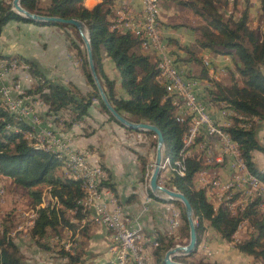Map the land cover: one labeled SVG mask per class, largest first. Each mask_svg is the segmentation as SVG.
Segmentation results:
<instances>
[{"label": "trees", "instance_id": "trees-1", "mask_svg": "<svg viewBox=\"0 0 264 264\" xmlns=\"http://www.w3.org/2000/svg\"><path fill=\"white\" fill-rule=\"evenodd\" d=\"M83 1L49 0L48 6L42 9L38 6V0H21V6L31 12L76 18L84 22L88 30L96 73L112 106L132 121L147 122L161 130L164 137V158L167 157L166 160H169L171 166L169 186L184 193L189 200L193 209L197 242L199 243L201 239L204 221H208L228 241L233 240L239 225L247 221L252 231L247 238L235 243L236 248L264 264V210L259 208V198L256 197L243 208H236L233 212L226 201L215 207L206 197L205 190L194 186L195 174L212 165L205 164L198 154L184 156L182 138L187 130V124L176 120L171 98L167 96L165 86L156 80L158 73L156 56L144 50L141 47V40L129 31L112 27L114 22L111 21L110 14L113 0H100L91 8L86 7ZM171 1L188 8L198 20L192 25H187L195 35L191 44L182 45L175 39H166L161 33L170 56L186 78L206 80L209 83L199 92L207 106L211 108L223 103L235 113L230 116V124L222 128L237 143L240 155L250 172L264 181V172L256 167L252 156L255 150L264 153V145L256 136L257 123L264 120V27L251 24V0H246L241 9H238L237 0ZM259 4L260 16L264 18V0H259ZM158 19L160 29V13ZM10 20L40 26L72 28L81 39L72 25L31 21L17 14L5 0H0V34L2 27ZM65 35L66 38L69 37L68 34ZM69 44L81 62L82 71L90 86L89 90L82 93L72 83L63 85L53 82L45 77L34 62L25 59L22 61L24 65H20L21 62L16 59L20 66H26L24 68L35 80L24 93L42 101L47 106V115L51 116L54 122L66 124L68 121L81 119L87 114L92 100L95 99L108 119L121 125L101 100L89 72L85 50L80 49L74 40H70ZM169 44L175 45L185 53L184 56L170 51ZM204 50L212 54L232 56V68L228 70L225 80L209 77L207 67L201 62L200 53ZM104 56L114 63L119 74V87L124 93H118L115 81L105 74L102 64ZM0 59L7 62L14 60L1 54ZM189 62L198 66L194 72L186 68L185 64ZM132 131L154 137L156 145L153 132ZM27 132H31L32 139L27 138ZM43 145L46 146L37 143V130L31 123L4 106L0 93V175L11 179L12 184L24 191L28 197L34 211V222L29 228V234L33 239L39 241L50 231L54 234L65 231L70 233L67 242L73 245L72 241H75L76 234L85 236L88 231L87 225L79 223L90 214V210L82 204L83 200L86 201L82 199L86 195L85 180L81 173L78 174L81 178H78L66 169L65 164L69 167L66 157L65 161L57 152L46 149ZM100 167L106 174V179L100 183L101 187L109 185L114 190L108 182V172L101 163ZM44 189L53 203L41 205ZM176 203L180 205L181 226L184 227L187 241L189 227L183 205L179 201ZM85 204L88 206L87 202ZM81 230L82 233H79ZM62 237L57 236L59 240ZM84 242V239L79 241L80 247ZM37 243L39 246L42 245L40 242ZM174 244L175 242L171 240L167 245L155 247L152 264H164V254ZM75 253L66 251L60 255L69 259L70 263L77 264L83 252L80 250ZM22 257L8 228L1 229L0 264H22ZM175 260L187 263L182 257H175ZM193 264L206 263L198 261Z\"/></svg>", "mask_w": 264, "mask_h": 264}, {"label": "crops", "instance_id": "crops-1", "mask_svg": "<svg viewBox=\"0 0 264 264\" xmlns=\"http://www.w3.org/2000/svg\"><path fill=\"white\" fill-rule=\"evenodd\" d=\"M99 1L84 0L83 4L91 8ZM141 9L142 4L139 0H113L110 14V19L114 22L112 27L121 14H136ZM260 13L259 0H251L250 20L252 26L259 25L264 27V18L260 16ZM253 18L255 20H252ZM197 20L198 17L188 8L177 5L171 0H162L160 31L166 39H175L182 45L191 44L195 35L187 25H192ZM64 29L60 26H40L33 23L10 20L2 27L0 54L6 58L18 59L21 62L20 65H24L25 59L30 60L38 66L45 77L53 82L63 85L72 83L76 85L80 92L86 93L90 86L82 71L81 62L75 56V50L65 40ZM168 47L170 51L180 56L185 54L177 49L175 45L169 44ZM200 56L203 64L205 61L209 63L204 65L207 67L210 78L215 80L227 78L228 70L232 68L231 55L212 54L204 50L200 53ZM3 61L16 66L18 64L17 60ZM102 64L105 74L115 81L118 93H124L119 87V74L111 59L104 56ZM20 65L18 64L20 68L12 74L11 81L20 78L24 87L29 88L32 86L33 81L25 80V75L28 73ZM185 65L184 67L193 72L198 67L192 62ZM24 67L26 68V66ZM29 103L32 104L34 114L40 117L42 124H50L54 128L60 138V142L65 147L86 152L89 160H96V167H100L99 162L102 164L103 168L108 172V182L113 186L114 190L109 185L104 187L110 190L113 198H116L118 203L122 205L125 216L129 221L131 223L136 221L140 223L144 234V251L150 256L152 261H154L153 252L158 245H167L171 240L175 242L174 245L185 244L186 235L184 227L181 226V217L178 237H171L170 240V237L166 235L168 216L166 208H179L176 201L156 197L144 186L146 173L139 168L138 156L133 151V148L129 146V140L135 139L136 136L140 137L142 132H133L114 121H110L95 99L92 100L86 115L79 120L68 121L66 124L54 122L52 117L47 115V106L34 96H31ZM223 105V103H220L211 106L210 113L215 121L220 124L223 122L227 124L230 119L228 120L220 112V108ZM25 120L29 124L31 123L37 132H40V126L37 123L30 118ZM256 134L259 142L264 145V120L257 123ZM218 156V150L214 149L211 162L209 163L212 166L207 167L206 170L210 176L225 180L229 176V168L225 162L218 161ZM252 156L256 167L264 172V153L255 150ZM65 157H69L68 152H66ZM166 162L170 164L169 160H166ZM74 171L76 174L81 172L80 169ZM198 179L199 172L194 176V186H197V188L199 185ZM205 194L208 200L217 207L218 200L215 191L211 189L205 190ZM86 202L87 200H83L82 204L88 208L85 204ZM236 208L232 209L233 212ZM79 223L87 225L88 231L85 236L76 234L75 241H72L73 246L71 247L80 249L79 241L84 239L85 242L82 247L86 246L85 251L96 252L97 256H101L104 259V264H109L112 257L108 251V246L112 241L109 231L105 226L92 222L89 217L79 221ZM203 225L204 230L195 252L190 255H174V260L175 257H182L186 259L187 263L202 261L206 264H262L261 261L253 256L236 248L235 243L247 238L252 231L247 221L239 225L231 241L225 240L208 221H204ZM64 233L66 235L70 234L65 231ZM61 243L64 244L63 240ZM67 246H70V244L65 243L64 247ZM83 251L81 250V252ZM34 254V257L38 260L37 264H49V261H44L45 263H43V254L41 252ZM91 255L93 256L94 254L92 253ZM62 260L65 261V258L63 257ZM81 261L77 264H82Z\"/></svg>", "mask_w": 264, "mask_h": 264}, {"label": "built area", "instance_id": "built-area-1", "mask_svg": "<svg viewBox=\"0 0 264 264\" xmlns=\"http://www.w3.org/2000/svg\"><path fill=\"white\" fill-rule=\"evenodd\" d=\"M139 1L142 4L141 11L136 14H121L113 27L123 28L138 37L141 40V47L156 56L158 69L156 80L165 86L167 96L171 98L174 106L176 120L187 124V130L182 138L184 156L198 154L205 164H209L213 150L217 149L218 161L225 162L229 168V176L225 180L210 176L207 167L198 171V188L214 190L218 205L220 201H228L229 207L235 204L234 208H243L258 197L259 208L264 210L263 188L246 176L240 156L236 154V142L231 140L222 128L230 122L220 124L215 121L210 113V107L199 96L201 88L209 83L206 80L186 78L168 52L159 29L161 0ZM204 64L209 63L205 61ZM19 68L0 61V87L3 98L9 102L12 112H19V116H27L40 126L37 143L46 144V149L48 144H55V151L59 156L60 152H68L70 162L82 163L85 175H91L92 180L98 184V191L89 192L82 199L88 200L90 220L105 226L111 235L113 245L110 247L112 257L109 264H150V256L144 251V234L140 223L137 221L131 223L125 216L122 205L116 198H112L111 191L101 187L100 183L106 179V174L95 169V160H89L86 152L65 147L54 128L50 124H42L40 117L34 114L33 106L29 103L31 96L24 93L26 87L21 79L11 81L12 74ZM22 69L26 70L24 67ZM25 77L27 80L35 81L29 73ZM220 112L228 120L230 116L235 115L224 105ZM71 174L78 177L73 170ZM166 209L168 211L166 235L177 238L180 210L175 207ZM126 232H136L137 240H125Z\"/></svg>", "mask_w": 264, "mask_h": 264}, {"label": "rangeland", "instance_id": "rangeland-1", "mask_svg": "<svg viewBox=\"0 0 264 264\" xmlns=\"http://www.w3.org/2000/svg\"><path fill=\"white\" fill-rule=\"evenodd\" d=\"M7 3L11 5L12 8V0H5ZM246 0H237L238 9H241L245 4ZM49 0H38V6L42 9L48 6ZM252 20H255L254 18ZM65 33L68 34V38H65L67 42L70 40H74L77 42L80 49L85 50L84 44L79 36L77 35L76 31L68 28L64 29ZM70 38V39H69ZM71 46V45H70ZM169 48V47H168ZM173 52V51H172ZM16 60V59H14ZM18 67V64H17ZM9 78V77H8ZM26 80V77H25ZM15 114L19 115L18 113L14 112ZM23 119H27V116H21ZM134 132V131H133ZM135 134V133H134ZM27 138L32 139L31 132L27 133ZM129 146L133 148V151L138 156L139 161V168L143 169L146 173L144 178V186L149 191L148 187V179L152 173L154 159H155V138L149 136L145 133H141L140 137H135L133 140H129ZM44 146V145H43ZM46 147V146H44ZM52 150V149H49ZM54 152L55 147L53 148ZM213 155V153L211 154ZM66 152H61L60 157H62L66 161ZM100 164V162H99ZM163 169L161 168L160 171V181L159 184L162 186H169L170 178H171V166L168 162L165 161L163 165ZM66 169L71 173L67 164H65ZM45 188V187H44ZM46 189V188H45ZM44 189L42 203L41 205H47L49 203H53V200L50 199V195ZM173 189V188H172ZM167 200V199H165ZM234 205H231L230 208L233 209ZM182 206V205H181ZM180 210V205L178 206ZM34 211L31 208L30 201L26 196L25 192L16 188L13 184L11 179L6 178L0 175V230L3 228H8V232L10 236L15 240L18 248L22 254V264H37L38 260L36 259L35 254L36 252H41L43 254V263L44 261L48 262L49 264H72L69 262V259L65 258V261L62 260L61 252L70 251L76 254L75 252H80V250H84L83 254L80 257L85 258L81 259L80 261L82 264H104V259L101 256H97L96 252H87L85 251L86 246L80 247L77 249L76 247H71L73 245L64 247L65 243L67 242V236L64 232L57 234L53 232H49L47 236L39 241L33 239L29 234V228L33 221ZM181 215H179L180 220ZM95 223V222H94ZM83 230V227H82ZM82 230L79 233H82ZM63 236L61 240L57 238V236ZM66 235V236H65ZM80 235V234H79ZM63 240L64 244L61 243ZM189 238L187 237L184 241L188 243ZM37 242L42 244L39 246ZM68 245V244H66ZM65 245V246H66ZM113 245L112 241L108 246V251L110 252V247ZM184 245V244H181ZM43 247V248H42ZM71 247V248H70ZM73 248V249H72ZM87 255H86V254ZM94 254L93 256L91 254ZM111 254V253H110ZM103 260V261H101ZM79 261V262H80ZM152 262V259H151ZM106 264V263H105Z\"/></svg>", "mask_w": 264, "mask_h": 264}, {"label": "water", "instance_id": "water-1", "mask_svg": "<svg viewBox=\"0 0 264 264\" xmlns=\"http://www.w3.org/2000/svg\"><path fill=\"white\" fill-rule=\"evenodd\" d=\"M12 9L19 14L20 16L29 19L31 21H39V22H58L63 24L72 25L78 31L81 40L85 47V52L87 56L88 68L90 75L93 79V82L98 90V93L101 97L102 102L108 109V111L112 114V116L124 127L129 128L130 130H143V131H151L155 134L156 137V149H155V159L153 164L152 173L148 179V186L151 193L159 198L167 199L170 201H179L183 205L185 217L189 227V240L187 244L181 245L176 244L170 247L164 254L163 263L164 264H193V263H185L179 262L173 259L174 255H190L195 252L196 247L198 245L197 242V234L195 222L193 219V209L192 206L181 191H177L175 189L169 188L167 186H162L158 183V176L161 171V165L164 158V137L161 130L150 123L142 122V121H132L120 114L110 103L108 100L104 89L102 88L101 82L96 73V69L93 62V54L92 47L90 44V40L88 37V30L83 21L76 18H62L58 16H50L43 15L36 12H31L24 7L21 6V0H12Z\"/></svg>", "mask_w": 264, "mask_h": 264}, {"label": "bare ground", "instance_id": "bare-ground-1", "mask_svg": "<svg viewBox=\"0 0 264 264\" xmlns=\"http://www.w3.org/2000/svg\"><path fill=\"white\" fill-rule=\"evenodd\" d=\"M0 61H1V62H4V61L1 60V59H0ZM8 64H12V63H8ZM1 100H2V102H3V104H4L5 107H8V108H10V109L12 110V108H11L10 105H9V102L6 101V100L3 98V95H2V88H1ZM13 113H14V112H13ZM16 113L19 114V112H16ZM16 115H17V114H16ZM17 116H18V117H21V116H19V115H17ZM21 118H22V117H21ZM37 134H40V132H37ZM226 135H229V134L226 132ZM229 138H230L231 140H233V139L231 138L230 135H229ZM54 147H55V144H48V148H49V149H52V150H53ZM236 154H238V155L240 156V161H241V163H242V168H243V171H244V173L246 174V176H248L249 178H251L252 181H253V183H256V184L260 185V186L263 188V190H264V181L259 180V178H257L252 172H250V170H249L248 167L246 166V164H245V162H244L242 156L240 155V152H239V149H238L237 143H236ZM60 155H61V152H60ZM67 159H68V165H69V168H70L71 170H73V171L76 170V169H80V170H81L80 173L82 174V177H84V180H85V182H84V189H85V191H86V195H88L89 192L98 191V184H96V183L92 180V176H91V175H85V168H84L83 164L80 163V162H70L69 157H68ZM166 159H167V157L163 158L162 165H161V168H162V169H163V167H164L163 165H164ZM95 169H98L100 173H105L100 167H96V160H95ZM75 174H76V173H75ZM76 175L79 177L78 174H76ZM112 198H113V194H112ZM86 200H87V199H86ZM87 202H88V200H87ZM220 202H221V201H220ZM220 202H219V204H220ZM226 202H227V205H228V201H226ZM32 222H34V221H32ZM178 222H179V225H180L179 214H178ZM31 224H32V223H31ZM136 238H137V234H136V232H126V233H125V240H136ZM150 264H152V262H151V258H150Z\"/></svg>", "mask_w": 264, "mask_h": 264}]
</instances>
